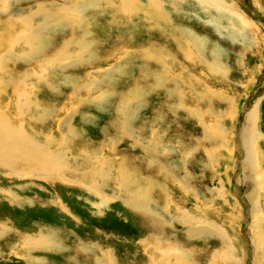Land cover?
<instances>
[{"label": "rangeland", "instance_id": "rangeland-1", "mask_svg": "<svg viewBox=\"0 0 264 264\" xmlns=\"http://www.w3.org/2000/svg\"><path fill=\"white\" fill-rule=\"evenodd\" d=\"M88 1L86 27L74 28L62 5L86 0H0V115L49 146L14 154L15 173L0 164V264H262L251 221L255 201L264 216V0H225L259 37L197 0H162L155 11L135 0L132 14ZM123 99L132 131L118 115ZM253 110L260 179L245 162ZM55 153L102 165L100 195L91 173L58 174ZM126 173L147 210L123 199Z\"/></svg>", "mask_w": 264, "mask_h": 264}, {"label": "bare ground", "instance_id": "bare-ground-1", "mask_svg": "<svg viewBox=\"0 0 264 264\" xmlns=\"http://www.w3.org/2000/svg\"><path fill=\"white\" fill-rule=\"evenodd\" d=\"M93 1V0H92ZM96 1V0H95ZM102 1V0H101ZM159 1L160 2H162V0H148V2H149V5H150V7L151 8H155V9H159ZM186 1V0H185ZM198 2H200V4L201 3H203V4H205L207 7H209L210 9L212 8L213 10H215V11H218V12H222V13H226V15L227 16H230V17H232V18H234L235 19V21L237 22V26H238V28H239V30L237 29L236 30V27L237 26H235L234 25V27H233V29L235 30V32L237 33V34H243L244 35V33L246 32V31H248V29H250L251 30V32H254V33H257L258 35V37L260 36V33H259V31L254 27V24H252V22L250 21V20H247L246 18H245V15L244 14H242L241 12H236L235 11V9H234V7L232 6V5H229V4H227V2L225 1V0H223V1H220V0H197ZM255 1V0H254ZM83 2V1H82ZM88 2H91V0H89ZM98 2V1H97ZM96 2V3H97ZM174 2V1H173ZM257 2V1H256ZM255 2V3H256ZM68 3V2H67ZM101 3H104L103 1L101 2ZM105 3L106 4H111V5H113V7H114V5H116V7H118L119 9H121L120 11H121V13L122 12H124L125 14H129V13H131L132 14V12H139V7L140 6H138L137 5V3H139V2H137L136 3V1L135 0H105ZM87 4V0H86V2L85 3H73L72 4V6H66V5H62V7H64V8H62L63 10H65L66 12H68V13H72L73 15L69 18L68 16H65L66 15V12H63V13H61V15H62V20H68L67 22H69V21H71V23H72V25H74V28L76 27V26H80V27H83L84 26V19L81 17V13H82V11H84L83 10V8H84V6ZM175 4V3H174ZM256 4H258V3H256ZM163 6V5H162ZM161 6V7H162ZM204 6V5H203ZM112 7V6H111ZM175 7V6H174ZM256 7V6H255ZM164 8V7H163ZM60 9V8H59ZM82 9V10H81ZM155 9H154V11H155ZM45 10V9H44ZM135 10V11H134ZM160 10V9H159ZM161 10H162V8H161ZM164 11H165V9H163ZM259 10H260V8H259ZM41 11H43V10H41ZM59 11V10H58ZM57 11V12H58ZM39 12V11H38ZM61 12V11H60ZM117 12V11H116ZM162 12V11H161ZM76 13H77V15H78V18H74L75 17V15H76ZM123 13V14H124ZM139 13H141V11L139 12ZM154 13V12H153ZM55 14V13H54ZM58 14V13H57ZM167 14V13H166ZM114 15V14H113ZM165 15V14H164ZM74 16V17H73ZM56 17V16H55ZM54 17V18H55ZM127 17V16H126ZM129 17V16H128ZM50 17H48V19H49ZM159 18H161L160 16H159ZM167 18V17H166ZM47 18H46V20H48ZM79 19V22H77V21H75V20H78ZM132 19V18H131ZM157 19H158V17H157ZM170 19V18H169ZM50 20H51V18H50ZM50 20H48V21H50ZM53 20V19H52ZM120 20V19H119ZM155 20V19H154ZM165 20V19H164ZM47 21V22H48ZM29 22V21H28ZM27 22V23H28ZM131 22V21H130ZM167 21H165V23H166ZM26 23V22H25ZM84 23V24H83ZM48 24V23H47ZM47 24L45 25H43V27L44 26H47ZM168 24V23H167ZM16 25V24H15ZM86 25V24H85ZM171 26V25H170ZM84 27H86V26H84ZM247 27H249L248 29H247ZM41 28V27H40ZM255 28V29H254ZM86 29V28H85ZM175 29V28H174ZM41 30V29H40ZM244 30H246V31H244ZM44 31V30H43ZM76 31L77 30H73L72 31V35H73V37H71L72 39H75V33H76ZM80 31H81V28H80ZM85 31H87V30H85ZM162 31H163V29H162ZM176 31V30H175ZM174 31V32H175ZM179 32V31H178ZM180 33V32H179ZM186 33H188V32H186ZM185 33V34H186ZM85 35H89V33H85ZM188 35L190 36V33H188ZM254 36V35H253ZM257 36H255V38H258ZM86 37V36H85ZM191 37L192 38H195V36H194V34L192 35L191 34ZM261 37V42H263V44H264V39L262 38V36H260ZM34 38V37H33ZM180 38V37H179ZM187 38H189V37H187ZM175 39V38H174ZM193 40V39H192ZM198 40V39H197ZM257 40V39H256ZM259 40V39H258ZM36 41V40H35ZM34 42V41H33ZM32 42V43H33ZM193 42V41H192ZM257 42V41H256ZM29 43V42H28ZM76 43H77V41H70V43L69 44H65L64 45V50L66 51V53H67V51L70 49V48H72L73 47V44H75L76 45ZM198 43V42H197ZM94 44V43H93ZM178 44V43H177ZM185 44V43H184ZM80 45V44H79ZM88 45H89V43H88ZM95 45V44H94ZM188 46H189V43H188ZM80 48H89L87 45H86V41H85V44H84V46H79ZM182 47H183V45H182ZM190 47V46H189ZM127 48V47H126ZM157 48V47H156ZM201 48V47H200ZM90 49V48H89ZM123 49V48H122ZM163 48H162V46L161 47H159V48H157V50L158 51H161ZM37 50H38V48H37ZM62 50V49H61ZM157 50H156V52H157ZM35 51V50H34ZM81 51V50H80ZM119 51V50H118ZM117 51V52H118ZM123 51V50H122ZM144 51V50H143ZM150 51H152L153 52V50L152 49H147V51L145 50L144 51V53L146 54V55H148V54H150L151 52ZM164 51V49L161 51V52H163ZM263 52H261L262 54H261V59L262 60H264L263 58H264V50H262ZM33 52V51H32ZM116 52V51H115ZM114 52V53H115ZM34 53V52H33ZM32 53V54H33ZM38 53V52H37ZM91 53V52H90ZM125 53V52H124ZM132 53V52H131ZM187 53H188V55H191V54H189L190 53V50L189 51H187ZM118 54V53H117ZM135 54V53H134ZM57 55V54H56ZM71 55V54H70ZM78 55V54H77ZM85 55V54H84ZM97 55H98V53H97ZM113 55H115V54H113ZM112 55V56H113ZM128 55V54H127ZM156 55V54H155ZM183 55V54H182ZM186 55V54H185ZM83 56V55H82ZM91 56V55H90ZM130 56V55H129ZM215 56V55H214ZM108 58H109V56H107ZM121 57V56H120ZM122 57H124V56H122ZM196 57V56H195ZM218 57V56H217ZM217 57H215V58H217ZM82 58V57H81ZM106 58V57H105ZM107 58V59H108ZM112 58V57H111ZM143 58V57H142ZM149 58V57H148ZM150 58H151V56H150ZM154 58H156V57H154ZM220 58V57H219ZM54 59V58H53ZM56 59V58H55ZM80 59V58H79ZM90 59H94L93 58V56H91L90 57ZM97 59V58H96ZM105 60V59H103V60H101V61H103L104 62V64L105 63H107L108 62V60ZM124 59H126V58H124ZM128 59V58H127ZM157 59V58H156ZM193 59V58H192ZM202 59V58H201ZM85 60V59H84ZM131 60V59H130ZM217 60V59H216ZM55 61V60H54ZM83 61V60H82ZM100 61V62H101ZM147 60H145V62H146ZM162 61V60H161ZM164 61V60H163ZM148 62V61H147ZM51 63V61H49V62H47V64H50ZM119 63V62H118ZM158 64L160 65V66H163L164 65V62L162 63V64H160V60H159V62H158ZM54 65V64H53ZM81 65V64H80ZM209 66H210V68H213L214 70L216 69L215 67H218V65L217 64H215V67H213V66H211L212 64H208ZM52 66V65H51ZM165 66V65H164ZM256 67H257V65H256ZM144 69V68H143ZM256 69H258V68H256ZM101 71V70H100ZM169 71V70H168ZM256 71V70H255ZM216 72V71H215ZM253 72V71H252ZM148 73V72H147ZM95 74V73H94ZM98 74V73H97ZM100 74H101V72H100ZM225 74H226V72H225ZM92 75V74H91ZM107 75H109V74H105L104 76H107ZM144 75V74H143ZM163 75V74H162ZM92 77L93 76H90L89 78L90 79H92ZM148 77V76H147ZM152 78V77H151ZM256 78V77H255ZM150 79V78H149ZM148 80V79H147ZM163 80V79H162ZM165 80V79H164ZM146 81V80H145ZM253 81V80H252ZM254 81H255V79H254ZM79 83V82H78ZM95 83V82H94ZM96 83H99L98 82V79H97V82ZM253 84H254V82H253ZM252 85V84H251ZM180 87V86H179ZM143 88V87H142ZM141 88V86L139 87L138 85L136 86V89L134 88V90H133V88H132V90L135 92L134 94H141L142 92H143V89ZM83 89H85V87L84 86H82V89L80 90V91H82ZM84 91V90H83ZM77 92H79V91H77ZM76 93V92H75ZM22 94V93H21ZM129 94H130V92H129ZM20 96V95H19ZM21 96H24V95H21ZM76 96V95H75ZM130 96V95H129ZM128 96V97H129ZM138 97V96H137ZM141 97H142V95H141ZM22 98V97H21ZM21 98H20V101H21ZM98 98V97H97ZM102 99V98H101ZM133 103V102H132ZM131 103V104H132ZM21 107H24V108H31L32 107V109H34V107L32 106V102L30 103V99H28L26 96H24V100L23 101H21ZM127 104V99H123V102H121L120 103V105L118 106V109H117V111H118V115H119V117L124 121V123H128L129 122V126H128V128L129 129H131V131H132V127L130 126V120H131V118H132V116H133V111L131 110L132 108H130V106L128 105H126ZM133 104H135V103H133ZM135 106H136V104H135ZM1 108V107H0ZM4 109V108H3ZM1 110V109H0ZM39 110V109H38ZM135 110V109H134ZM138 110V109H137ZM37 111V110H36ZM1 112V111H0ZM2 113V112H1ZM257 112H256V110H253V111H251L250 112V114H249V116L247 117V123L249 124V129L248 130H251V131H249L248 133H249V135H248V137H246V143H245V150H246V159H245V162H246V164L249 166V168H253V170H255L256 169V171H255V173L252 175V177H254V178H257V179H260L261 178V174H260V171H259V166H260V163H259V155H258V147L256 146V141H255V139H256V121H257V118H258V116H257ZM41 117H42V115H40ZM228 116V115H227ZM237 116V115H236ZM5 117H6V115H5ZM68 117V116H67ZM235 117V116H234ZM155 118V117H154ZM7 118H4L3 117V115L1 116L0 115V164H2V166L5 168V167H7L8 169H10L13 173H15V168H14V166L16 167V157H15V155L14 154H16V153H20V154H22V153H24V152H26V151H28V150H30V149H32V150H38L39 152H41V153H43V154H46L47 152H48V148H49V146L48 145H46V144H43L42 143V141H43V138H41V139H39L38 141H36V140H34V139H32V137H30L31 136V134L27 131V129H26V126L25 125H22V127H20V128H16V127H13V126H11V124L8 122V120H6ZM132 121V120H131ZM62 125V124H61ZM127 125V124H126ZM63 129H62V131L64 132V133H67V135L68 134H72L73 135V129L70 127V122L68 123L67 122V124H64L63 126H61ZM123 128V127H122ZM150 128V127H149ZM119 129V128H118ZM141 130V129H140ZM135 132V131H134ZM246 133H247V131H246ZM247 133V134H248ZM124 134H126V130H124ZM33 136H35V135H33ZM141 136V135H140ZM35 138V137H34ZM10 140H12V142H11V145L9 146L8 144H7V141H10ZM112 140V139H111ZM32 143H31V142ZM67 141V140H66ZM68 141H70V140H68ZM113 142V141H112ZM59 144V143H58ZM64 144V143H63ZM59 145H61V144H59ZM65 145V144H64ZM159 146H160V144H158ZM84 146V145H83ZM115 146V145H114ZM256 146V147H255ZM5 147H8L9 148V150L8 149H6L7 150V152H5ZM4 148V149H3ZM97 148H98V146H96V150H97ZM3 149V150H2ZM114 149V148H113ZM78 150V149H77ZM77 150H76V152H77ZM85 150V149H84ZM100 150H102V147H100ZM82 151V150H81ZM103 151V150H102ZM83 152V151H82ZM88 151H86V153H87ZM30 153H32V152H30ZM93 153H94V151H93ZM95 153H98V152H95ZM245 153V152H244ZM78 154V153H77ZM96 156H97V154H95ZM74 156V155H73ZM89 156V155H88ZM77 156H74V157H68L67 155H65V154H58V153H55V154H53V156H52V158H53V161L55 162V164L57 165V168H58V171H59V173L58 174H60V175H62V174H64V170L66 171V172H68V174L70 173V174H77L78 176H80V177H82V178H80V179H83V177H84V175H83V173L82 172H87V174L88 173H91L92 175H90V177L88 178V180H92V181H94V182H88V187L89 188H91L90 190L92 191V192H95V193H98L99 195H100V193L102 192V190L104 189V187L107 185V182H108V179H107V175L106 174H103V175H101V170H99V168L102 166V165H99L98 166V164L97 163H94L95 161H94V159H93V157H91V158H89V159H86L85 161L84 160H82V161H79L77 158H76ZM81 157V156H80ZM84 157V156H83ZM97 158H99V157H97ZM46 159V158H45ZM44 159V161H45V163L47 164H49V162H50V160L48 161L47 159L45 160ZM81 159H83V158H81ZM225 159V158H224ZM99 160H102L101 158H99ZM227 160V159H226ZM98 161V160H97ZM99 162V161H98ZM101 163V162H100ZM1 166V167H2ZM108 166V165H107ZM103 168V167H102ZM107 168V167H106ZM128 168V167H127ZM248 168V169H249ZM103 170V169H102ZM79 171H82V172H79ZM92 171V172H91ZM105 171V170H104ZM252 172V171H251ZM82 173V174H81ZM136 173V172H135ZM132 175V174H131ZM131 175H127V173H126V175H123V177H122V179H120V183H119V186H121L120 187V189L122 190V196H125L123 199H125L126 200V202H127V204L128 205H130V206H132V208H136V209H143L144 210V208H146V207H148L149 205H148V201H146L145 199H142V196H141V194H142V191H140V190H135V191H132V189L129 187V184H131V181H133V180H131L133 177V175L131 176ZM251 175V174H250ZM88 177V176H87ZM111 178V177H110ZM119 178H120V176H119ZM73 180V179H72ZM263 180V179H262ZM106 181V182H105ZM259 181V180H258ZM134 182V181H133ZM255 182H257V181H255ZM136 183V182H135ZM262 183V182H261ZM260 183V184H261ZM255 184V183H254ZM258 184V183H257ZM259 184V185H260ZM85 185V184H84ZM135 185V184H134ZM86 186V187H87ZM131 187H132V185H131ZM118 188V187H117ZM257 190V189H256ZM257 192V191H256ZM261 193V192H260ZM115 193H113V195H114ZM256 194V193H255ZM255 194H253V196L255 195ZM260 195V194H259ZM114 197V196H113ZM139 197H141L140 199H142V201H140V199H138ZM256 197V196H255ZM108 198V197H107ZM144 198V197H143ZM254 198V197H253ZM257 198V197H256ZM252 199V198H251ZM252 201H253V199H252ZM251 201V202H252ZM127 205V206H128ZM261 205V204H260ZM256 206V201H255V203L252 205V214L254 215V216H252V221H251V227L253 228V229H255V231H256V233H258V236H256V237H258L257 239H258V242H257V244H255V246H256V248H255V253L257 254V256H258V250L260 251V252H262L263 254H264V237H262L263 236V234H262V231H263V227H264V216H262V209L259 211L258 210V212H259V214H260V216H257V214H258V212L255 210V207ZM149 209V208H148ZM257 209H258V207H257ZM145 210H147V208L145 209ZM186 216V215H185ZM186 218H188L187 216H186ZM190 218V217H189ZM188 218V219H189ZM192 219V218H191ZM190 220V219H189ZM192 221V220H191ZM208 228V227H207ZM214 228V227H213ZM212 229V228H211ZM212 232V231H211ZM215 233V232H214ZM253 233V232H252ZM223 236V235H222ZM226 240V239H225ZM257 241V240H256ZM255 241V242H256ZM259 252V253H260ZM258 258V257H257ZM260 262H261V258H259L258 259ZM257 261V260H256ZM262 264H264V257H263V263Z\"/></svg>", "mask_w": 264, "mask_h": 264}]
</instances>
